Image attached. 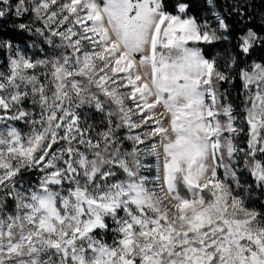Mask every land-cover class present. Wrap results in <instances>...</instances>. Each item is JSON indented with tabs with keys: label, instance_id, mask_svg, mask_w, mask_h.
<instances>
[{
	"label": "snow or ice",
	"instance_id": "obj_1",
	"mask_svg": "<svg viewBox=\"0 0 264 264\" xmlns=\"http://www.w3.org/2000/svg\"><path fill=\"white\" fill-rule=\"evenodd\" d=\"M259 5L0 0V264H264Z\"/></svg>",
	"mask_w": 264,
	"mask_h": 264
},
{
	"label": "trees",
	"instance_id": "obj_2",
	"mask_svg": "<svg viewBox=\"0 0 264 264\" xmlns=\"http://www.w3.org/2000/svg\"><path fill=\"white\" fill-rule=\"evenodd\" d=\"M196 3H201V0H195ZM220 4L223 5L224 4V0H220ZM257 7L260 8V5H259V0H257ZM264 10V9H262ZM203 9H201V12L203 13ZM257 22H258V17H257ZM260 54H264V53H260L259 51L254 53V55H260Z\"/></svg>",
	"mask_w": 264,
	"mask_h": 264
}]
</instances>
